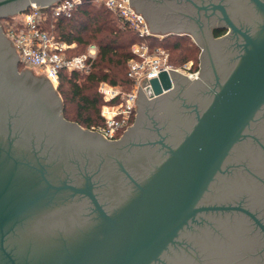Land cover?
Here are the masks:
<instances>
[{
	"label": "water",
	"instance_id": "water-1",
	"mask_svg": "<svg viewBox=\"0 0 264 264\" xmlns=\"http://www.w3.org/2000/svg\"><path fill=\"white\" fill-rule=\"evenodd\" d=\"M57 1L0 0V21ZM129 6L149 33L192 34L210 88L170 69L143 79L148 99L138 86L133 125L108 142L18 72L0 27V264H264V0ZM225 8L232 36L206 45L178 20Z\"/></svg>",
	"mask_w": 264,
	"mask_h": 264
},
{
	"label": "built area",
	"instance_id": "built-area-1",
	"mask_svg": "<svg viewBox=\"0 0 264 264\" xmlns=\"http://www.w3.org/2000/svg\"><path fill=\"white\" fill-rule=\"evenodd\" d=\"M95 4L104 6L116 20L131 29L139 39L163 36L148 32L146 22L141 14H136L129 6V0H93ZM81 0H58L49 6L40 7L30 4L21 12L13 24L4 30L17 55L18 64L41 74L56 89L62 72H90L96 57L97 48L89 45L85 52L71 54L74 44H67L47 31L45 22L48 19L70 18ZM20 14V13H19ZM17 14V15H19ZM132 57L127 63V77L132 82L129 91L105 82L98 85V93L102 98L99 115L102 123L88 130L98 133L105 140L120 139L131 126L136 115L135 97L138 86L144 93L141 81L157 78L159 73L168 69L180 72L188 78H198L199 67L191 71V62L176 68L169 63V53L160 46H150L145 41L131 45ZM170 75V74H169Z\"/></svg>",
	"mask_w": 264,
	"mask_h": 264
},
{
	"label": "trees",
	"instance_id": "trees-1",
	"mask_svg": "<svg viewBox=\"0 0 264 264\" xmlns=\"http://www.w3.org/2000/svg\"><path fill=\"white\" fill-rule=\"evenodd\" d=\"M45 28L59 40L74 44L71 54L83 52L89 44L97 48L89 73L62 72L56 88L62 102L63 117L83 128L102 123L99 111L103 101L97 89L100 82L119 86L124 91L132 88L127 77V63L132 57L130 48L133 43L145 41L150 46L166 49L170 55L169 63L176 68V63L184 65L188 62H192L191 71L199 67V47L188 36L168 34L161 39H139L104 6L95 4L93 0H81L70 18L48 19ZM221 33H215V36ZM17 67L22 66L18 64Z\"/></svg>",
	"mask_w": 264,
	"mask_h": 264
},
{
	"label": "flooded vegetation",
	"instance_id": "flooded-vegetation-1",
	"mask_svg": "<svg viewBox=\"0 0 264 264\" xmlns=\"http://www.w3.org/2000/svg\"><path fill=\"white\" fill-rule=\"evenodd\" d=\"M225 1H227V0H225ZM248 2V1H247ZM238 7H239V5H238V3L236 4ZM257 5V4H256ZM256 5L253 3V10H258V6H257V8H255L256 7ZM226 8H227V4L226 5H224ZM247 6V5H246ZM255 6V7H254ZM221 9L220 11H221V15H220V18H214V19H209V21H205V20H202L201 18H198V16H197V13L196 12H192L190 15H187V14H184V13H180V17L178 18V20H179V22L180 23H182V24H185V25H187V26H189L190 28H191V30L198 36V38L201 40V42L203 43V44H205L206 45V43L207 42H210V40H209V37H208V35H209V33L208 32H210V34H211V36L213 37V38H219V37H222V36H225V35H227L226 36V38L228 39V38H230L232 35H229L228 36V32H229V30H228V28L226 29V26H227V24H226V22H225V17H224V15H223V12H224V14H225V11H227V9ZM246 8V7H245ZM249 8V7H248ZM198 9H202V8H198ZM239 9V8H238ZM244 9V8H243ZM241 10L242 12L243 11H245V10ZM228 13V12H227ZM225 14L226 16H227V18H228V14ZM255 15H256V13H255ZM232 16V15H231ZM258 17V19L260 18L259 17V15H257ZM233 18V17H232ZM234 19V18H233ZM220 20V21H219ZM230 21H232V23H234V20H230ZM236 22V21H235ZM225 26V27H224ZM220 31H223L222 33L220 32ZM215 33H221V34H219L218 36H215ZM168 35V34H167ZM187 36V35H186ZM193 41V40H192ZM194 42V41H193ZM195 43V42H194ZM197 45V44H196ZM210 49V48H209ZM219 49H217V50H210V54L209 55H207L208 57L209 56H216V55H218V54H216L217 53V51H218ZM211 69H213V68H211ZM215 71V70H214ZM212 73H213V70H212ZM225 76V75H224ZM27 80H30V79H27ZM42 80H45V78L44 77H42ZM39 85V84H38ZM38 85H36L35 87L37 88L38 87ZM141 95V94H140ZM139 95V96H140ZM140 99H141V97H138V100H137V105L140 103ZM142 100V99H141ZM136 113H137V111H136ZM146 128V127H145ZM119 139H116V140H111V141H109V140H106V141H108V142H115V141H118ZM131 140H132V138H131Z\"/></svg>",
	"mask_w": 264,
	"mask_h": 264
},
{
	"label": "rangeland",
	"instance_id": "rangeland-1",
	"mask_svg": "<svg viewBox=\"0 0 264 264\" xmlns=\"http://www.w3.org/2000/svg\"><path fill=\"white\" fill-rule=\"evenodd\" d=\"M8 18H10V19H8V20H1L0 21V27L2 28V32H4V30L7 28V27H9L11 24H13L14 22H15V20L17 19V18H21V13L19 14V15H17V14H13V15H10ZM165 35V34H164ZM190 38V37H189ZM191 40H193V38L191 37L190 38ZM194 41V40H193ZM92 45H94V44H92ZM89 46V45H88ZM87 46V47H88ZM95 46V45H94ZM198 46V45H197ZM87 47L85 48V50L83 51V52H85L86 50H87ZM199 47V46H198ZM199 50H200V48H199ZM82 53V52H81ZM173 56V55H172ZM199 56H200V52H199V54H198V66H199V63H200V60H199ZM169 57H170V55H169ZM177 65L176 66H178L177 68H182L183 67V65H179L178 63H176ZM191 65H192V62H191ZM200 67V66H199ZM17 70H18V72H28L33 78H42V77H44V76H42L41 74H39L38 72H36L35 70H33V69H30V68H26V67H20V68H18L17 67ZM180 73V72H179ZM180 74H182V73H180ZM45 78V77H44ZM198 79L204 84V85H206L208 88H210L200 77H198ZM190 80H193V79H190ZM53 87V86H52ZM54 88V87H53ZM144 94V96L146 97V99H148L147 98V95H146V93H143ZM60 97V96H59ZM135 117H136V115H135ZM134 120H135V118H134ZM134 120L132 121V124H131V126L133 125V123H134ZM130 126V127H131ZM85 129H87V128H85Z\"/></svg>",
	"mask_w": 264,
	"mask_h": 264
},
{
	"label": "crops",
	"instance_id": "crops-1",
	"mask_svg": "<svg viewBox=\"0 0 264 264\" xmlns=\"http://www.w3.org/2000/svg\"><path fill=\"white\" fill-rule=\"evenodd\" d=\"M176 34V33H172V32H167L165 35H167V34ZM178 34H180V35H187L188 37H192L193 38V36H192V34H190V33H185V32H182V33H178ZM177 34V35H178ZM159 35V34H158ZM164 34L162 35V36H165ZM194 39V38H193ZM89 45H92V44H89Z\"/></svg>",
	"mask_w": 264,
	"mask_h": 264
},
{
	"label": "bare ground",
	"instance_id": "bare-ground-1",
	"mask_svg": "<svg viewBox=\"0 0 264 264\" xmlns=\"http://www.w3.org/2000/svg\"><path fill=\"white\" fill-rule=\"evenodd\" d=\"M179 73V72H178ZM183 75V74H182ZM190 79H194V78H190Z\"/></svg>",
	"mask_w": 264,
	"mask_h": 264
}]
</instances>
